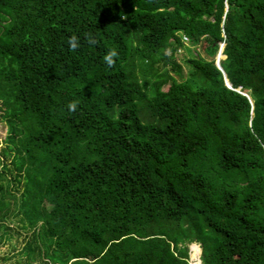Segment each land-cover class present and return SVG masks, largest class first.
I'll return each instance as SVG.
<instances>
[{"label": "trees", "instance_id": "16d2710c", "mask_svg": "<svg viewBox=\"0 0 264 264\" xmlns=\"http://www.w3.org/2000/svg\"><path fill=\"white\" fill-rule=\"evenodd\" d=\"M0 120V264H264V0H0Z\"/></svg>", "mask_w": 264, "mask_h": 264}, {"label": "rangeland", "instance_id": "374dc122", "mask_svg": "<svg viewBox=\"0 0 264 264\" xmlns=\"http://www.w3.org/2000/svg\"><path fill=\"white\" fill-rule=\"evenodd\" d=\"M222 47H223V45H221L219 49H222ZM196 51L199 52V48H196ZM200 53H201V51H200ZM177 60H178V62L182 63L181 56L178 55ZM5 134H6V127H5L4 123L0 120V146L2 145V141L5 137ZM10 225L13 229L19 228L18 224H10ZM16 225H17V227H15ZM19 232H20V237L24 236V238L27 237L28 239L31 237V230H27V232H26V230H22L19 228ZM13 234H12V236H13ZM13 237H15V235ZM14 241H15V239H13V238L11 240H8V241H6L4 239L1 241V243H0V257H2V256L10 257L9 260H11V261L15 259V258H13V255L20 253L19 252L20 247L23 246L24 242L20 245V247H17V248L15 247L16 249L15 248L12 249L11 245L14 244ZM21 241L22 240L19 239L18 243H21ZM188 250H189V258H188L189 264H201L200 248H199L198 244H195V243L189 244ZM36 263H37L36 260L31 261V264H36Z\"/></svg>", "mask_w": 264, "mask_h": 264}, {"label": "clouds", "instance_id": "9594fccd", "mask_svg": "<svg viewBox=\"0 0 264 264\" xmlns=\"http://www.w3.org/2000/svg\"><path fill=\"white\" fill-rule=\"evenodd\" d=\"M84 37V43H87L88 45H97L99 41L97 40L96 36L92 32H86L83 34ZM67 44L70 51H76L81 47V37L75 33H73L71 36L67 39ZM167 54V52L165 53ZM119 56L118 51L115 48H110L106 51L105 55L103 56V60L105 64H107L109 67H113L116 63V60ZM79 101L73 100L70 101L66 105V109L69 114L75 113L78 109Z\"/></svg>", "mask_w": 264, "mask_h": 264}, {"label": "water", "instance_id": "95a60500", "mask_svg": "<svg viewBox=\"0 0 264 264\" xmlns=\"http://www.w3.org/2000/svg\"><path fill=\"white\" fill-rule=\"evenodd\" d=\"M221 50H222V49H219V51H218V53H217V55H216V61H215L217 67H218L220 70H221V67H220V65H219V59H220V56H221ZM226 84H227L228 87H230V85H229V83H228L227 81H226Z\"/></svg>", "mask_w": 264, "mask_h": 264}]
</instances>
